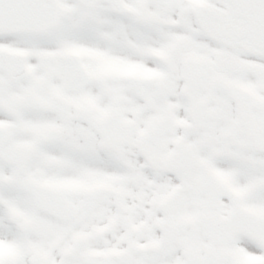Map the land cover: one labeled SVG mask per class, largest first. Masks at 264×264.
<instances>
[{
	"label": "snow or ice",
	"instance_id": "snow-or-ice-1",
	"mask_svg": "<svg viewBox=\"0 0 264 264\" xmlns=\"http://www.w3.org/2000/svg\"><path fill=\"white\" fill-rule=\"evenodd\" d=\"M0 264H264V0H0Z\"/></svg>",
	"mask_w": 264,
	"mask_h": 264
}]
</instances>
